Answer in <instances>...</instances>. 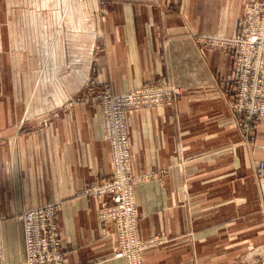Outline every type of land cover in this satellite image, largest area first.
Returning a JSON list of instances; mask_svg holds the SVG:
<instances>
[{
    "label": "crops",
    "instance_id": "0c3cea01",
    "mask_svg": "<svg viewBox=\"0 0 264 264\" xmlns=\"http://www.w3.org/2000/svg\"><path fill=\"white\" fill-rule=\"evenodd\" d=\"M247 2L0 0V264H26L19 215L47 202L59 204L67 264H127L99 198L82 192L113 160L102 110L78 95L90 83L120 93L165 78L179 102L127 117L133 170L148 175L137 184L140 231L167 236L146 264H264V180L254 172L264 117L245 136L224 82L231 55L197 40L234 35ZM252 251L261 259L241 255Z\"/></svg>",
    "mask_w": 264,
    "mask_h": 264
},
{
    "label": "built area",
    "instance_id": "2783aa9c",
    "mask_svg": "<svg viewBox=\"0 0 264 264\" xmlns=\"http://www.w3.org/2000/svg\"><path fill=\"white\" fill-rule=\"evenodd\" d=\"M244 15L239 20L236 34H205L198 39L207 47H223L231 55V69L224 82L232 90L230 106L243 131L249 134L264 116V0H251ZM164 91L150 86L120 95L106 90L90 97L93 101H101L113 164L111 173L93 182L83 193H93L99 198L101 221L113 222L116 226L114 256L125 259L127 264H146V251L163 240L160 236L145 238L139 231L141 215L136 189L140 179L148 175H139L133 170L127 117L135 109L170 103L166 99L170 95L164 98ZM256 167L260 174H264V161H259ZM58 206V203L50 202L21 215L26 264H67Z\"/></svg>",
    "mask_w": 264,
    "mask_h": 264
},
{
    "label": "rangeland",
    "instance_id": "374dc122",
    "mask_svg": "<svg viewBox=\"0 0 264 264\" xmlns=\"http://www.w3.org/2000/svg\"><path fill=\"white\" fill-rule=\"evenodd\" d=\"M250 1L251 0H248V2H247V5H246V9H245V11H244V13L242 14V17L243 16H245L244 14L246 13V11H247V9H248V4L250 3ZM241 17V18H242ZM240 18V19H241ZM238 28V27H237ZM237 31V30H236ZM237 33V32H236ZM235 33V34H236ZM210 34V33H209ZM209 34H207V35H209ZM201 35H205V34H201ZM201 35H198L197 36V40H199L198 38H199V36H201ZM212 35H216V34H212ZM218 36H220V35H218ZM226 36H228V35H226ZM232 36V35H231ZM200 41V40H199ZM217 47H220V46H216V47H212V48H217ZM223 48V47H222ZM29 59V58H28ZM28 59H26V61H25V65L28 67V65H29V61H28ZM8 70V69H7ZM44 74V73H43ZM35 75V74H34ZM19 76V75H18ZM21 77V76H20ZM30 77V74L28 73V74H23L22 75V81H25V79H27V81L30 79L29 78ZM13 78H14V74L13 75H11V74H7L6 75V81L7 82H12L13 81ZM153 87V88H156V87H158V88H162V89H165V91L164 92H162L163 93V97L165 98V95H170L168 98H166V99H169L171 102L170 103H168V104H176L177 102H179V93L181 92V90L178 88V86L172 81V80H170L169 78H165V79H161V80H157V81H153V82H150V83H146V84H144V85H142V86H140V87H137V88H135V89H133V90H137V89H142L143 87ZM87 90H88V93L87 94H83V95H78V99H80V100H82V101H89V100H91V101H93V99H91L90 97L91 96H98V95H101V94H103L106 90H109L110 92H112V93H114L110 88H109V86H104L103 88H101V89H97V87L93 84V83H90L89 85H88V87H87ZM133 90H129V91H124V92H120V93H114V94H118V95H120V94H124V93H129V92H131V91H133ZM179 92V93H178ZM170 93H172V94H170ZM180 96H181V93H180ZM163 97H162V100H164L163 99ZM95 100V99H94ZM96 104H98V106L100 107V110H102V106H101V101H99V100H95L94 101ZM161 105H163V104H161ZM160 106V105H159ZM48 112H46V113H44V114H47ZM102 114H103V125H104V127H105V137H106V125H105V120H104V113H103V110H102ZM43 116V115H42ZM264 117V116H263ZM48 120V115H46V116H44L43 118H42V120H41V122L42 123H44L45 121H47ZM262 120V119H261ZM261 120H260V122H261ZM260 122H258L257 124H256V126H255V128L252 130V132L251 133H249V134H247L245 131H243L244 132V134H245V136H247V137H250V136H253V134L255 133V131H256V129H257V126H258V124L260 123ZM106 139H107V137H106ZM259 161H264V160H262V159H258V161H256L255 163H254V172H255V176H256V179H263L264 180V174H260L258 171H257V167H256V165L258 164V162ZM145 178H141L140 179V181H143ZM90 187V186H89ZM85 191V190H84ZM84 191H82V192H84ZM136 191H137V189H136ZM136 200H137V198H136ZM47 203H50V202H47ZM46 203V204H47ZM57 203V202H56ZM137 203H138V200H137ZM41 205H44V204H39V205H35V206H31V208H27V209H25V210H23L21 213H20V215H19V218L22 220V218H21V215L23 214V212L24 211H26V210H29V209H32V208H34V207H38V206H41ZM139 210V209H138ZM260 212H257L256 214H259ZM139 215H140V213H139ZM261 217L259 216H257V218L254 220L255 221V223L254 224H256L254 227L256 228V231L257 230H259L260 228H258V223H260V221H261ZM140 220H141V218H140ZM22 222H23V232H24V221L22 220ZM115 231H116V229H115ZM139 231H140V226H139ZM117 232V231H116ZM258 232V231H257ZM141 234H142V232H141ZM143 236V235H142ZM154 236H160L161 237V239H163V240H160L159 242H161V243H158V244H162V243H165L166 241H167V236H166V234L165 233H156V234H154V235H152V236H150V237H145V236H143V237H145V238H152V237H154ZM158 244H155L154 246H157ZM2 239H1V237H0V256H1V259H2V256H3V249H2ZM154 246L153 247H151V248H154ZM233 255V253H231V256ZM241 255L244 257L245 255H247V256H252V258H255V259H261V256H262V252L261 251H252V252H242L241 253ZM249 258V257H248ZM245 260H247V259H244V261ZM248 261V260H247ZM25 263H26V259H25ZM228 263H229V261H228ZM1 264H2V262H1ZM245 264V263H244Z\"/></svg>",
    "mask_w": 264,
    "mask_h": 264
},
{
    "label": "bare ground",
    "instance_id": "6f19581e",
    "mask_svg": "<svg viewBox=\"0 0 264 264\" xmlns=\"http://www.w3.org/2000/svg\"><path fill=\"white\" fill-rule=\"evenodd\" d=\"M23 220V219H22Z\"/></svg>",
    "mask_w": 264,
    "mask_h": 264
}]
</instances>
